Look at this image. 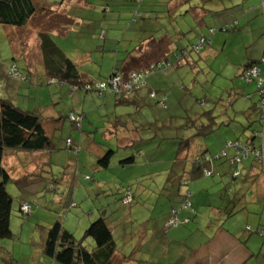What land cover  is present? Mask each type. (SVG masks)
I'll use <instances>...</instances> for the list:
<instances>
[{"label": "rangeland", "instance_id": "374dc122", "mask_svg": "<svg viewBox=\"0 0 264 264\" xmlns=\"http://www.w3.org/2000/svg\"><path fill=\"white\" fill-rule=\"evenodd\" d=\"M75 1L33 0L37 7V18L31 24L23 28L0 25V99L12 103L23 111L40 115L48 135L53 138V144L61 149L53 153L52 158L49 159L52 165L50 168L43 169V174H40L43 177L42 180H33L31 176L25 177L28 173H33L32 170L38 171V169L30 165L24 157V152H17V156L12 152L7 156L11 155L12 158H7V161L3 162L4 169L10 174L6 187L13 199L11 230L15 237L0 238V264H5L6 260L11 258L20 264L29 262L48 264L50 260L44 257L40 259L39 250L36 249L39 248L46 230L58 222L72 232L75 239L81 241L87 249L91 250L94 247L92 239H84L87 228H84L81 220L88 218L91 209H94L95 217L98 218L99 203L107 196L113 198L112 194L118 198V189L120 190L122 185L118 187L119 184H110L103 188L102 194L99 192L97 159L104 154L98 156L91 151L92 149L88 150L85 141H87L86 137H89L101 144L102 148L108 149L110 140L106 138V132L116 117L128 114L133 117V120H126V124L120 125L124 129L122 133L129 137L145 139L146 143L142 146L145 151L158 150L148 159L159 162L158 166L162 172L155 177L156 179L161 180V183L169 181L168 187L172 182V189L175 190L173 198H179L177 196L179 187L184 186V182L188 181V178L183 176V169L188 168L189 162L178 159L177 152L180 146L190 142L189 153L194 156L207 148L208 153H219L218 147L225 141L226 130L231 129L232 133L237 134L236 124L233 123L228 128H218L221 117H217L216 125H210L205 135L198 136L200 132L198 129L205 126L207 121H211L212 116H219V113L224 110L228 111L229 117L236 119L239 126L245 128L248 124L244 116L235 115L240 106L252 107L250 100H246V96H242L239 92L240 84L246 86L247 83L244 81L243 84L239 78L231 76L228 62V58L231 61L232 58L239 56L237 49L242 48V40L248 39L247 35L240 36L239 30L218 33V37L227 35L237 37V41H232L226 48L223 43L219 44L222 47L219 53L207 55L205 50L201 55L192 57V64L183 61L169 70L155 72L147 78L148 86L159 92V98H168L167 109L159 108L153 100H147L139 108L115 105V98L110 95L99 97L97 93H86L82 89L71 95V87L68 85L62 87L58 79H55L57 83L50 84L42 62L37 36L38 31L45 32L73 61L87 54V62L84 65L78 64L77 69L80 73L91 76L92 80L100 81L105 80L116 67H121L129 56L137 55L138 51L135 49L143 38L138 34L141 28L147 30L153 40H161L163 36H166L170 47L163 51L165 52L163 56L172 60V48L181 50L189 47L202 35L203 28L199 26L201 19L197 10L234 6L232 0H145L140 8L141 15L136 18V21H134L133 5L129 0H123L128 7L110 6L111 13L107 14L109 22L104 20L106 13L102 6L105 4L98 5L97 0H92L94 6H100L95 7L96 11L72 7L73 12L69 16L70 19L73 16L88 18L93 15L90 18L93 21L91 23L94 24L91 35L87 37L84 28L75 26L72 28L75 35L69 32L65 38L61 36V33L63 30H69L62 25L65 20L61 15V9L63 6H84L82 1ZM239 3L241 5L243 0ZM63 13L66 15L65 12ZM213 17L216 18V16ZM205 21L208 25H219L213 18ZM100 30L106 32L105 40L99 36ZM179 34H182V37L176 38ZM213 49H216L215 46ZM12 68H17L28 81L24 82L13 77ZM222 70L226 74H222ZM248 87L256 88L255 85H248ZM203 100H206V104H203ZM211 110L213 111L208 116L207 112ZM71 111L86 116L83 132L80 133L75 129L68 120ZM220 130L224 131V134L222 131L223 135L219 132ZM80 136H82L81 159L64 150L67 138L72 137L77 143ZM236 138L244 137L241 133L227 137V139ZM139 147L140 145L136 144L134 149H140ZM126 151L128 150L120 151V155H115L114 160L118 161L120 157H124L123 153ZM26 154L29 155L27 152ZM28 155L30 160L34 157ZM253 156L249 157V161L253 160ZM34 159L37 163L41 160L37 156ZM256 162H260V159L257 158ZM166 167L171 168L172 176L167 174ZM118 170L115 167L111 169V172L106 171V173L116 176L119 173ZM208 177L220 178L215 175ZM46 178L47 181H45ZM52 179L56 180L54 191L49 185ZM71 187H73L72 192H70ZM155 189L162 191L159 194L161 196H153L149 206L140 207L134 204L132 212L133 221L136 223L134 226H144L146 222H150L152 226L161 222L164 217V206L170 196L162 186ZM67 196L77 205L76 207L68 208ZM23 201L31 205L32 210L29 216H24L20 212ZM129 225L131 226L130 222ZM33 240L36 243H33ZM126 246L130 244L125 245L123 241L117 242L120 254L128 251L126 260L128 264L135 262L137 264L139 260H143L145 264H172V251L168 252L171 247L165 244L159 250H156L157 246L154 243L146 245L145 248L141 247L136 259L132 248L125 250ZM154 252L162 257L161 263L150 261ZM34 258L37 259L36 262ZM121 263L115 258L114 264Z\"/></svg>", "mask_w": 264, "mask_h": 264}, {"label": "crops", "instance_id": "0c3cea01", "mask_svg": "<svg viewBox=\"0 0 264 264\" xmlns=\"http://www.w3.org/2000/svg\"><path fill=\"white\" fill-rule=\"evenodd\" d=\"M239 1L240 0H232L231 2L234 6L212 7L211 9H202L201 11L197 10L201 19L199 26L203 28L202 34H205L208 27L217 26V24L208 25L205 21L207 19H215L219 24L218 26L236 20L239 25L238 30L241 31L239 35H247L248 39L242 40V48L237 49L238 57H235V59L232 58L231 61L230 58H228L229 67L232 72L231 76L239 78L244 84L246 81L244 82L241 78L243 68L250 62H258L260 78L264 81V14L262 9L264 0H243L241 5ZM75 2H79V0H76ZM72 7H76L79 10L92 9V6H63L61 9V15L65 21L62 25H65L69 31L63 30L61 36L66 38L65 35H68L69 32L75 35L72 31V28H75V26H78V28H84V30H86L85 35L87 37L90 36L94 27V24H92L90 20L93 15L85 20L82 17L77 16H73L69 19L70 14L73 12ZM63 12H65L66 15H64ZM213 16H216V18ZM104 20L109 22L107 16ZM86 22H88V24H85ZM108 26L109 24L107 27ZM138 34L143 36L139 41V44L143 46V57H149L151 54L157 55L162 52V49L170 47V42L166 40V36H163L161 40L155 41L152 39L151 34L143 28H141ZM217 35L213 37L212 46L206 50L207 55L219 53V50L222 49L219 44L223 43L224 48H226L232 43V41H237V37L234 35L222 37H218ZM181 37L182 34L176 36V38ZM161 41L163 42V45L159 46ZM150 43L155 44L154 48H151L149 45ZM213 46H215L216 49H213ZM173 49H175V47ZM86 59L87 54H84L78 60H71L76 66H78V64L84 65L87 62ZM122 70H125V68H122ZM222 74H226L224 70H222ZM86 76L92 80L91 76ZM247 84L256 86L255 81ZM247 84H245L246 86L240 84L241 88L239 92L242 96H246V100H250L252 107H249L250 105H243L239 107L237 112H235V115L244 116L248 122L244 129V127L239 126L237 121H235L236 119H234L237 134L241 133L244 137L243 139H236H239V142L242 140L243 144L246 142L250 143L254 140L253 145L255 148L264 150V137L262 138L263 133H261V126L257 125L256 128L253 126L250 129H246L249 127V123L253 122V119L258 120V116H252V111L258 115L257 104L259 102L257 86L256 88H252L248 87ZM148 92V88H146V90L139 93V96L141 95L140 98L144 101L140 106H143L145 102H147L148 99L146 96ZM219 117H221V122L228 121L230 118L228 116V111L226 114L219 115ZM133 119L134 118L130 117L129 114L121 115L118 124L122 121L126 124V120L129 121ZM232 124L222 128H228ZM118 127H120L119 132L114 133L115 129H118ZM255 129H258V132L261 133L259 136H253V131ZM222 131L223 130H220L219 132L222 134ZM226 131L227 135H224L226 137H224L225 141L236 140L227 139V137L237 136V134L235 132L232 133L233 131L231 129ZM107 132L106 138L110 140V147L117 150L116 155H120V151L128 148V144L131 140L138 139V137H129L126 136V134H123V128L120 124L118 126L112 124L111 129L107 130ZM116 134H120V136L117 137ZM81 138L82 136L79 137V142L77 141V143L81 144ZM86 138L87 141H85V145H87L88 150L92 149L91 151L93 153L102 156L100 154H104L105 152L102 145L89 137ZM143 140L140 141L146 143V140ZM225 147L224 143H222L218 148L219 150H222L225 149ZM204 150L205 152L209 151L208 148ZM129 152L131 151L128 150L124 152V157H120L118 161L112 158L111 166L108 170L101 171L98 166L96 170L99 171L98 189L101 194L103 193V188L110 184H119L122 186H125V184L132 185L134 189L133 192L135 193V199L133 204L129 207L124 206L120 202V197L108 198L109 196H107L99 203L100 208L98 209L97 216H99L100 209L104 208L108 210V224L112 229L116 245L119 241H123L125 245L130 244V246H126L125 250L132 248L133 254L135 253L134 258L136 259L141 247L145 248L146 245H152L154 243L157 246L156 250H159V248L165 244L172 248L168 249L169 253L172 251V264H264V169L262 165L256 162L255 158L249 161V156L247 159L242 160V162L233 164L231 161L236 154L235 149L233 147H226L225 153L228 158L226 161L216 162V160L213 159L205 160L204 164L206 166H204V168L208 170L207 172L211 171L215 176L220 177L210 178L207 176V173L205 175H194L193 162L191 160L189 161L187 153L185 154L178 150V159L189 162L188 168L185 167L183 169V176L184 178H188L189 183L186 187L183 185L179 187L180 189L177 191V196L179 198H173L175 190L172 189V182L169 183L168 187L169 181L161 183V180L156 179L155 177L162 172L158 166L159 162L148 159L151 155H155L154 152L157 153L158 150L149 149L148 151H145L144 148H142L141 155L138 157L136 165L131 167L119 166V161L122 160V158H125ZM81 154L82 153L79 154V159H81ZM24 155L33 168H49L52 165L49 163V159L52 158L53 154L47 152L34 155L29 154L30 156H37L41 159L38 163L34 157L30 160L27 157L28 154L25 153ZM115 167L119 169V173H117L116 176L106 173V171L111 172V169ZM179 169L180 168H178V170ZM166 170L168 171L167 174L172 176L171 168L167 169L166 167L165 171ZM38 171L32 170L31 172L33 173H28L25 177L29 178V176H31V179L33 180H42L43 177L40 174L43 172L39 173ZM231 180L232 182L230 183ZM158 186L164 187L165 191H168L170 196L166 200L164 206V217L161 222L155 223L152 226L150 225V222L143 223L144 226H134L136 224L133 221L134 217L132 213L134 210V204L136 203L138 204L137 206L140 207L149 206L152 197L162 193L160 189H155V187ZM55 188L56 187L54 186L52 190L54 191ZM188 193H191L192 207L187 210L182 208L181 204L183 197ZM76 206L77 205L75 204V207ZM173 209L177 211L175 215L177 220L185 222V224L168 228L167 220ZM93 211L94 209H91L89 211V216H87L88 218H83L81 220L84 228H88L90 223L96 219ZM152 218H154V216ZM129 222L131 223V226L129 225ZM36 250H39L40 256L37 252L36 253L41 259V257H43L41 249L38 248ZM127 254L128 251H124V254H120L117 249L115 258L119 259L122 262L121 264H128L129 262L126 261ZM161 258L162 257H159V255L154 252L150 261L161 263ZM13 261L16 262L15 260ZM34 261L36 262L37 259L34 258ZM131 261L135 262V260ZM16 263L20 264L19 262ZM47 263L54 264L52 261ZM28 264H31V262ZM130 264H136V262ZM137 264H145V262L139 260L137 261Z\"/></svg>", "mask_w": 264, "mask_h": 264}, {"label": "trees", "instance_id": "16d2710c", "mask_svg": "<svg viewBox=\"0 0 264 264\" xmlns=\"http://www.w3.org/2000/svg\"><path fill=\"white\" fill-rule=\"evenodd\" d=\"M82 1L84 6H92L91 10L96 11L94 6L95 4L92 3V0H79ZM95 1V0H93ZM130 3L133 5V14H134V21H136L137 17H140V8L143 6L145 0H129ZM98 5L105 4L102 6V9L107 14L111 13L110 6H118V7H128L123 0H97ZM263 14H264V8ZM37 7L35 6L33 0H0V25L3 26H11L15 28H23L26 25L31 24V22L37 18ZM116 13V12H115ZM108 17V16H107ZM84 20L88 18L82 17ZM45 20V19H44ZM42 20V21H44ZM91 20V19H90ZM91 22H93L91 20ZM93 24V23H92ZM78 27V26H77ZM239 29L238 22L236 20H232L229 23H226L222 26H213L208 27L207 32L202 34L199 38H197L194 42L190 44L189 47L183 49H173L172 48V60L166 59L165 52L162 49L161 53L157 55H150L149 57H143V46L141 44L137 45L136 51H138L137 55L129 56L127 60L121 67H116L115 70L111 72V74L105 78V80L95 81L90 80L89 77L80 73L77 69V66L74 62L65 54V52L50 38L49 35H46L45 32L42 30L37 32L39 46L42 56L43 65L46 68V75L49 77V83L54 84L57 83L55 79H58V82L62 87L68 85L71 87V95L76 93L78 90H84L86 93H97L99 97L104 96H113L115 98V105H132L136 108H139L140 105L144 103V101L140 98L139 93L143 90L148 88L147 99L153 100L156 102L159 108L167 109V97L159 98V92L150 88L147 84V78L151 76V74L155 72H164L173 68L176 64H179L183 61H187L189 64L191 62L193 56H199L202 52H205L208 48L212 46L213 37L218 33H230L234 32ZM106 32L104 30H100L99 36L105 40ZM153 38V37H152ZM151 39V38H150ZM156 41V40H155ZM204 42V43H203ZM140 43V42H139ZM151 48H154L155 44H149ZM163 42L159 44L162 46ZM201 48V49H199ZM169 49V48H168ZM154 54V53H153ZM164 55V56H163ZM131 64V65H130ZM258 62H250L248 63L242 70L241 78L243 79L244 71L249 70L252 67H258ZM125 68V70H122ZM128 68V69H126ZM120 69V70H119ZM11 75L21 81H28L26 77H24L17 68L11 69ZM133 75H142L141 80H137L134 82L132 76ZM120 76L125 84L130 85L133 88V91L130 90H122V89H114L111 87L110 81L113 80L115 77ZM244 80V79H243ZM246 81V80H244ZM247 82V81H246ZM253 82V81H252ZM142 83V85H140ZM249 83V82H247ZM99 84H105L103 87H99ZM257 86V83H256ZM258 89V86H257ZM260 90L258 89L259 95V102L257 107L260 105L261 96L259 94ZM203 104H206V100L202 101ZM146 103V102H145ZM258 109V108H257ZM213 110L207 112L208 116L211 115ZM227 111L224 110L221 114H226ZM218 114V115H219ZM257 114V113H256ZM254 111H252V116H258L257 119H253V122L249 123V127L246 129H250L253 126L260 125V113L258 109V115H256ZM70 117L74 118H81L80 122H73L71 121ZM219 117V116H218ZM119 117H116L113 123H111L108 130L111 129L112 124H116L117 126L125 124L123 121L118 124ZM86 116L83 114H77L74 112H70L68 115V120L72 124V126L77 129L80 133L83 132V122L85 121ZM217 121V116L213 117L211 121H207V124L202 126L201 129H198L200 132L198 136L205 135L206 132L209 131L210 125L215 126ZM219 127L229 126L230 124L234 123V118L230 117L229 120L219 122ZM122 127V126H121ZM204 127V129H203ZM259 127V126H258ZM123 128V127H122ZM220 128V129H221ZM256 128V127H255ZM120 127L116 128L114 133L119 132ZM245 129V128H244ZM124 131V129H123ZM258 132V129L253 131V136L255 137V133ZM108 132H106L107 134ZM117 137L120 134H116ZM264 135H262V138ZM143 138L138 137L137 140L133 139L128 144V148L125 150H130L129 154L126 155L125 158L119 161V166L121 167H131L136 165L138 161V157L141 155L142 143ZM239 139L236 140H226L224 142V147L228 146L231 143L237 142ZM144 141V140H143ZM254 141V140H253ZM253 141L250 143L246 142L247 145L252 153L255 152H262L264 150H260L255 148L253 145ZM240 142H243L240 140ZM70 143V144H69ZM69 144V145H68ZM140 145V149H134L135 145ZM190 142H186L184 145L180 146V152H187V158L193 162V173L194 175H202L206 174L208 170L204 168L206 166L204 164L205 160L213 159L216 162L226 161L228 158L223 153L226 151L222 149L217 154H208L205 150L199 154L190 155ZM186 148V149H185ZM189 148V149H187ZM185 149V150H184ZM60 148H57L53 144V138H51L46 128L44 127L40 115L37 113H32L29 111H23L17 107H15L12 103L0 99V238L1 239H13L15 236L11 230V216H12V209H13V199L7 191V184L10 180V174L6 169L3 167V162L7 161V158H12L10 153L16 154L17 152H24L29 154H37L42 152H47L53 154L55 152L60 151ZM64 150L67 151L69 154H74L79 156L82 151V146L80 143H76L72 137L67 138L64 145ZM117 150L109 147L108 149L105 148L104 155L97 159V166L100 168L101 171L108 170L111 166V160L116 155ZM248 154L246 159L253 155ZM17 155V154H16ZM15 155V156H16ZM16 158V157H15ZM234 158V157H233ZM253 158L256 159L254 154ZM233 160V159H232ZM262 165L264 169V163L258 162ZM235 164V163H234ZM50 168V167H49ZM44 168L38 169L40 173L44 172ZM210 175L213 176L214 173L209 171ZM43 174V173H42ZM39 175V173H38ZM48 179L46 178L45 181ZM55 181H51L49 185H51L52 189L55 186ZM47 185V188H49ZM54 185V186H53ZM116 185V184H115ZM188 185V181L184 182V186ZM121 185H118V187ZM56 189V188H55ZM132 185L121 186V189H118V195L120 197V202L129 207L133 204L135 199V193L133 192ZM73 191V187H71L70 192ZM126 193L131 194L133 200L130 204H124V198ZM190 193L186 194L182 200V208L185 204H191V195ZM113 198L114 197V194ZM118 197V198H119ZM27 202H23L20 206V212L24 216H29L31 213V205L30 212L25 214L22 211V206ZM66 203L68 208L75 206L74 202L69 200L67 196ZM190 207V208H191ZM174 212H177L175 209L171 210L170 217L167 221L174 216ZM89 227L86 229L84 233V239L90 238L94 242V247L89 250L85 246H83L81 241H77L74 237V234L67 229L64 228L63 224L60 222L55 223L52 227L46 230L45 234L43 235L39 248L41 249L42 255L45 259L52 261L54 264H114L115 255L117 253V245L116 241L112 234V229L108 224V210L100 209L99 210V217L96 218ZM36 243V241H34ZM5 264H17L11 259L6 260Z\"/></svg>", "mask_w": 264, "mask_h": 264}, {"label": "built area", "instance_id": "2783aa9c", "mask_svg": "<svg viewBox=\"0 0 264 264\" xmlns=\"http://www.w3.org/2000/svg\"><path fill=\"white\" fill-rule=\"evenodd\" d=\"M262 7L264 8V2H263ZM199 49H201V48H199ZM263 61H264V59H263ZM244 72L245 73H243V75H242L243 79L246 80L247 82L255 81L257 83L258 89L260 90L259 94L261 96V99H260V105L258 107L259 113H260L259 123H260V126L262 128L261 133H263L262 135H264V81L260 78L259 67H252L249 70H246ZM141 77H142V75H133L132 76L134 82H136L137 80L139 81V79L141 80ZM104 85L105 84H99V87L101 88ZM109 85H111V87H113L114 89H117V90L122 89V90L133 91V88L130 87V85L125 84V82L122 80V78L120 76H117L113 80H111ZM140 85H142V83H140ZM70 119H71V121L77 122V123L81 121L80 117H78V118L70 117ZM261 133L257 132V133H255V136H259ZM227 147H233L235 149L236 154H235L233 160L231 161L233 164L237 163V162H242V160L246 159L248 154L249 155L253 154L251 149L247 145H245L239 141H237L235 143H231ZM262 152H255L254 153L256 156V159L257 158L260 159V163H264V153H262ZM223 154L225 156H227L225 152ZM209 175H210V172H207V176H209ZM236 177H237V173H236ZM189 195H191V193ZM132 200H133V198H132L131 194L126 193V196L124 198L123 203L128 205L131 203ZM190 207H191L190 203L189 204L187 203V204H185V206H183V208L187 209V210L190 209ZM22 211L25 214H28L30 212V206L27 203L23 204ZM176 213L177 212H174V216H172V218H170V220L167 221V227L168 228L177 227V226L185 224V222H180L179 220H177V218L175 216Z\"/></svg>", "mask_w": 264, "mask_h": 264}]
</instances>
